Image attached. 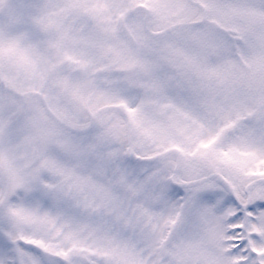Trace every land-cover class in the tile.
Here are the masks:
<instances>
[{
  "label": "snow or ice",
  "instance_id": "snow-or-ice-1",
  "mask_svg": "<svg viewBox=\"0 0 264 264\" xmlns=\"http://www.w3.org/2000/svg\"><path fill=\"white\" fill-rule=\"evenodd\" d=\"M0 264H264V0H0Z\"/></svg>",
  "mask_w": 264,
  "mask_h": 264
}]
</instances>
